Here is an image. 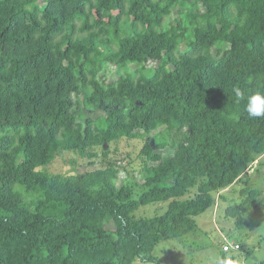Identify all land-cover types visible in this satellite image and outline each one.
Here are the masks:
<instances>
[{"label": "trees", "instance_id": "1", "mask_svg": "<svg viewBox=\"0 0 264 264\" xmlns=\"http://www.w3.org/2000/svg\"><path fill=\"white\" fill-rule=\"evenodd\" d=\"M234 86L264 89V0H0V264L159 262L231 187L242 225L264 119ZM123 139H144L142 182H115Z\"/></svg>", "mask_w": 264, "mask_h": 264}, {"label": "rangeland", "instance_id": "2", "mask_svg": "<svg viewBox=\"0 0 264 264\" xmlns=\"http://www.w3.org/2000/svg\"><path fill=\"white\" fill-rule=\"evenodd\" d=\"M91 115H94V113L91 112ZM143 141L144 139H123L118 143L105 146V150L109 151V158L116 162L120 168L115 180L117 185L129 178L128 172L133 174L136 181L142 182V155L140 151ZM160 151L163 156L173 153V150L169 148ZM73 157L75 155L69 154L66 156L67 159ZM96 159L94 158V160ZM260 162H262V165H259ZM80 163L83 164V166H79L81 171L92 169L88 166V159H81ZM65 164H68V162L60 159L51 168L55 171H62L69 167ZM257 167L264 171V156L254 163L247 174L251 178L252 185L261 189L260 198H264V180L259 178L256 172ZM126 169L130 171L127 172ZM242 184L239 183L235 187L240 189ZM224 193L227 201L218 200L212 210L199 215L197 217L198 226L194 232L183 238L169 239L160 243L173 245V248L165 250L162 257L156 256L159 262L138 261L134 264H208L209 253L215 252L221 256H229L222 252L223 244L228 243L231 245L238 242L241 243H238L240 250L231 249V254L236 255L233 264H253L264 260V203L259 209L244 216L245 221L241 225L238 223L237 218L227 217L225 214L227 203L234 201L232 199L239 200V190H234V187H231ZM165 211L166 203L150 204L138 209L135 215L137 218L151 217L156 214H163Z\"/></svg>", "mask_w": 264, "mask_h": 264}, {"label": "clouds", "instance_id": "3", "mask_svg": "<svg viewBox=\"0 0 264 264\" xmlns=\"http://www.w3.org/2000/svg\"><path fill=\"white\" fill-rule=\"evenodd\" d=\"M232 92L237 103L244 102V111L250 119H264V89H258L246 94L240 87L234 86ZM169 248H173V245H157L153 254L157 257H162L164 251ZM208 264H233V258L212 252L209 253Z\"/></svg>", "mask_w": 264, "mask_h": 264}, {"label": "built area", "instance_id": "4", "mask_svg": "<svg viewBox=\"0 0 264 264\" xmlns=\"http://www.w3.org/2000/svg\"><path fill=\"white\" fill-rule=\"evenodd\" d=\"M231 247L235 248V249H239L240 245L238 243H234V244H231V245L225 244L223 248H224V250H229Z\"/></svg>", "mask_w": 264, "mask_h": 264}]
</instances>
